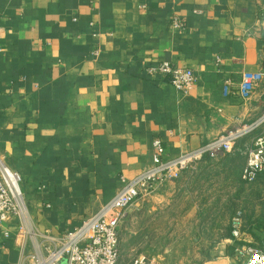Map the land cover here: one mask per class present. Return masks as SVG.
<instances>
[{
  "label": "crops",
  "instance_id": "1",
  "mask_svg": "<svg viewBox=\"0 0 264 264\" xmlns=\"http://www.w3.org/2000/svg\"><path fill=\"white\" fill-rule=\"evenodd\" d=\"M163 63L192 69L194 89L149 71ZM245 73L264 74V0H0V157L27 206L0 225V264H35L45 235L79 228L152 166L156 140L169 161L258 125L136 202L119 229L121 264H233L241 175L264 132V79L249 100L223 95ZM245 218L244 243L261 247L264 216Z\"/></svg>",
  "mask_w": 264,
  "mask_h": 264
},
{
  "label": "built area",
  "instance_id": "2",
  "mask_svg": "<svg viewBox=\"0 0 264 264\" xmlns=\"http://www.w3.org/2000/svg\"><path fill=\"white\" fill-rule=\"evenodd\" d=\"M179 21L175 28H182ZM179 91L187 93L197 84V75L192 69L175 67L163 63L158 69ZM264 79L263 73H245L240 82H226L223 87L225 97L237 96L249 100ZM258 125L237 127L210 144L197 150L183 153L174 160H165V149L161 140H156L153 150V164L133 179L122 178V186L117 194L99 212L87 219L79 228L61 237L51 234L44 236L47 244L34 257L35 264H121L119 250V229L125 211L136 202L149 198L155 190L168 182L178 180L181 175L196 167L206 157L216 158L233 152L238 141L257 129ZM264 173V132L248 152L247 164L241 180L254 184ZM21 176L11 170L0 157V225L9 217L16 216L21 221L27 216V206L21 188ZM232 240L234 245L233 264H264V242L261 247L244 243L246 222L240 210L232 219ZM131 264H156L146 257H138Z\"/></svg>",
  "mask_w": 264,
  "mask_h": 264
},
{
  "label": "rangeland",
  "instance_id": "3",
  "mask_svg": "<svg viewBox=\"0 0 264 264\" xmlns=\"http://www.w3.org/2000/svg\"><path fill=\"white\" fill-rule=\"evenodd\" d=\"M243 184H244L243 185L244 189H243V193L241 192V199H242L241 201L243 203L242 206H244V207H241L240 209H238V211L241 210L243 212L244 218L246 217V215H249L250 212H251V214L255 213L256 215L263 217L264 216V176H260L258 178L257 182L254 184H245V183H243ZM248 208H250V209L248 210ZM188 230H191L189 225H188ZM181 242H182L183 249L186 252V254L188 251L190 254V251H192V249L193 250L196 249V245L194 243L195 242L194 240L184 239ZM189 257H190V255H187V258H189ZM137 258H135V259H137ZM150 260L153 261V259H150ZM174 260H175V257L170 262L173 263V262H175ZM155 263L159 264V262L157 260H155Z\"/></svg>",
  "mask_w": 264,
  "mask_h": 264
},
{
  "label": "trees",
  "instance_id": "4",
  "mask_svg": "<svg viewBox=\"0 0 264 264\" xmlns=\"http://www.w3.org/2000/svg\"><path fill=\"white\" fill-rule=\"evenodd\" d=\"M245 221H246V218H245Z\"/></svg>",
  "mask_w": 264,
  "mask_h": 264
}]
</instances>
